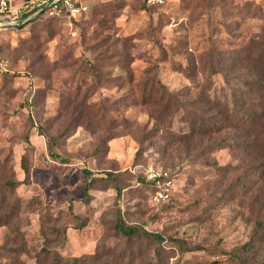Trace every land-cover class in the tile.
Instances as JSON below:
<instances>
[{"label": "rangeland", "instance_id": "1", "mask_svg": "<svg viewBox=\"0 0 264 264\" xmlns=\"http://www.w3.org/2000/svg\"><path fill=\"white\" fill-rule=\"evenodd\" d=\"M77 2L88 11L73 24L33 18L3 31L0 215L15 207L0 220V264L95 253L94 264H121L125 250L134 264H240L247 242L259 249L244 264H264V240L253 236L264 221V113L260 147L254 136L217 146L235 143L240 128L198 133L217 99L230 103L244 83L264 80V0ZM251 100L238 94L230 109ZM148 165L172 173L169 199L155 201L137 181ZM85 170L96 177L87 200ZM117 211L163 239L127 246Z\"/></svg>", "mask_w": 264, "mask_h": 264}, {"label": "trees", "instance_id": "2", "mask_svg": "<svg viewBox=\"0 0 264 264\" xmlns=\"http://www.w3.org/2000/svg\"><path fill=\"white\" fill-rule=\"evenodd\" d=\"M16 1L18 0H15V2ZM26 1L28 0H19L20 3H23ZM40 18H45L43 13H41L36 18H34V20L40 19ZM47 19H52V20L62 22L63 24H68V22L65 19H61V18L47 17ZM75 21L77 20L71 21V24H73ZM11 28H15V27H7L5 30L11 29ZM252 85L253 87H255V90L252 89ZM263 89H264V80L257 77L255 81L251 79L249 80V83H244L242 88L240 87L236 91H233L234 99L236 98V96H238V94L247 95V97H253V100H251L250 103H247V105L245 103H242L243 106L245 105L249 106L248 109H244L243 111H237L235 109H230V104L233 103L232 105H234L235 103L234 99H231L230 103H228V101H225V100L221 102L220 99H217L213 103V106L214 108H217V110L220 109V111L217 112V116L212 121V123H207V124L202 123L201 128H199L198 133L199 134H206L209 132L219 133L221 130H223L224 128H228V127L235 128V129L240 128L241 132L238 135V140L234 139L235 143L231 145H227L226 143H218L217 146H219V148H222L225 146L232 147V148L245 147L251 144L250 137L254 136L253 140L256 141V147H260V145L257 144V142L260 139V137L258 136L261 134L260 127L262 126L261 120H262L263 113H264V94L262 93ZM162 94L166 95L167 101H171L172 99L176 98L173 93H169L165 89L162 92ZM41 134L44 135L42 131H41ZM47 147H48L49 154L52 157H57V155L54 154V152L52 151L49 142H47ZM21 167L23 171L25 172V175L28 176L29 168L26 164L25 156H23L21 159ZM253 168H258V166H255ZM163 169H166V168H163ZM84 172L88 177H90V179L85 185L84 199L87 200L89 198L90 190L93 188L92 186L95 183L96 177L94 176L92 177V173H90L88 170H85ZM170 174H171V177L173 178V175L171 172ZM112 175H113L112 173H107L106 177H104V181H105L104 186H107V183L110 182ZM137 181L140 182L148 190L150 197H152V194L155 190L153 183L147 181L143 173L142 175H139L137 177ZM15 184L16 183L14 181H9L7 186L10 189H12ZM112 187L115 188L117 193H120V188L118 186L113 185ZM11 206L12 208L11 210H9L8 213H4L0 215V220H7L11 218L15 204L13 203ZM115 227H116V232L125 239L127 246H130L134 242L135 239L141 236H144L148 239L151 238L153 240H159V241L163 239L161 234L159 233L147 232L141 227H138L135 225H128L123 220L120 211H117V214H116ZM253 236L255 240L256 239L258 241L264 240V221L262 220L255 221V229L253 232ZM175 241L178 244H180L181 247L185 248L186 250H191V247H188L185 242H182L176 239ZM258 249H259V246L253 245L250 242H247L244 245H242L236 253V255L240 259V264H244V261L246 260L245 257H243L244 254H250V256L254 257L256 256ZM23 250L24 249L22 246H19L15 249H9V251H11L12 253H16V252L23 251ZM46 253L47 255L49 254L48 250ZM121 253H119L121 257L120 258L121 264H134L131 251L125 250L124 252H121ZM98 254L100 253H97V254L95 253L91 256L82 257V258H74L70 261H63L61 258H59L57 255L54 254L52 264H94L99 259ZM43 261L44 260L42 259V257H40V255H37L35 264H43ZM258 263L262 264L263 261H259ZM138 264H142V263H138ZM158 264H162V263H158Z\"/></svg>", "mask_w": 264, "mask_h": 264}, {"label": "built area", "instance_id": "3", "mask_svg": "<svg viewBox=\"0 0 264 264\" xmlns=\"http://www.w3.org/2000/svg\"><path fill=\"white\" fill-rule=\"evenodd\" d=\"M148 6H156L164 0H145ZM47 5L43 13L44 17H56L65 19L68 24L78 20L88 11V5L77 2V0H28L15 7V0H0V19L9 20L15 23L21 22L26 16L36 11L40 7ZM40 13V14H41ZM39 14V15H40ZM9 26L0 22V47L2 43L3 31ZM70 33L75 36L76 32L71 29ZM5 62L0 56V68L5 69ZM143 175L147 181L153 183L155 190L152 199L155 201H165L170 198L174 182L168 170L153 165H148L143 169Z\"/></svg>", "mask_w": 264, "mask_h": 264}, {"label": "water", "instance_id": "4", "mask_svg": "<svg viewBox=\"0 0 264 264\" xmlns=\"http://www.w3.org/2000/svg\"><path fill=\"white\" fill-rule=\"evenodd\" d=\"M47 7V5H44L42 7H40L39 9H37L36 11L32 12L30 15L26 16L21 22L19 23H15L9 20H5V19H0V22L5 23V25L9 26V27H17L19 25H21L24 22H27L35 17H37L41 12L44 11V9Z\"/></svg>", "mask_w": 264, "mask_h": 264}]
</instances>
